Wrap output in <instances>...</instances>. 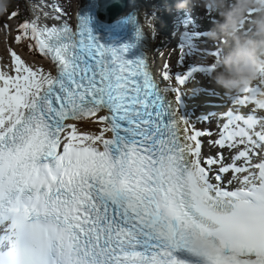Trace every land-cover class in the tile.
Here are the masks:
<instances>
[{
  "label": "snow or ice",
  "instance_id": "1",
  "mask_svg": "<svg viewBox=\"0 0 264 264\" xmlns=\"http://www.w3.org/2000/svg\"><path fill=\"white\" fill-rule=\"evenodd\" d=\"M19 28L16 41L38 47L54 70L13 51L16 74L0 71V264H189L174 253H193V234L216 244L193 264H264V79L226 93L227 111L192 121L185 93L160 87L146 55L133 61L129 45L102 44L89 17L77 31L38 20ZM205 36L184 32L181 64L207 54L196 43ZM222 45L214 41V62L177 72L178 83L212 76ZM97 113L98 133L78 127ZM212 120L215 133L195 126ZM205 135L217 137L216 152L202 151Z\"/></svg>",
  "mask_w": 264,
  "mask_h": 264
},
{
  "label": "clouds",
  "instance_id": "2",
  "mask_svg": "<svg viewBox=\"0 0 264 264\" xmlns=\"http://www.w3.org/2000/svg\"><path fill=\"white\" fill-rule=\"evenodd\" d=\"M207 2L221 17L209 30V38L223 41L222 47L226 49L217 58L212 78L226 93L251 88L254 82L264 79V0ZM9 7L10 0H0V14ZM249 12L254 14L250 17ZM260 98L264 99V91ZM185 247L201 257L216 250L215 241L201 234L191 235Z\"/></svg>",
  "mask_w": 264,
  "mask_h": 264
},
{
  "label": "rangeland",
  "instance_id": "3",
  "mask_svg": "<svg viewBox=\"0 0 264 264\" xmlns=\"http://www.w3.org/2000/svg\"><path fill=\"white\" fill-rule=\"evenodd\" d=\"M11 1L12 0H10V2ZM78 4H79V0H68L67 5H68V8L70 10V13H72L75 10V8L78 6ZM16 22H17L16 19L12 16L9 9L6 13L0 14V44H1V49L4 50V48H6L7 52H9L10 57H12V53H11L12 45L17 47L18 49H19V47L24 49L25 51L23 53H27V50L25 49L26 47L21 45V44H18V42L15 39V36L11 37L12 29H16V24H15ZM10 26H13V28H11ZM7 37L12 39L11 44H10V42H6ZM4 42H5V45H4L5 47L3 46ZM7 59L8 58L5 56L6 65L8 67L9 65L7 64ZM32 59L35 61H38V63H35L38 66L40 59H34V58H32ZM27 61H30V63L32 65L35 62V61L32 62L30 59H28ZM41 63H43V62H41ZM44 67L47 70H50L51 65L49 63H47Z\"/></svg>",
  "mask_w": 264,
  "mask_h": 264
},
{
  "label": "bare ground",
  "instance_id": "4",
  "mask_svg": "<svg viewBox=\"0 0 264 264\" xmlns=\"http://www.w3.org/2000/svg\"><path fill=\"white\" fill-rule=\"evenodd\" d=\"M39 14V13H38ZM54 18L55 17H53V16H48L47 17V19H51V20H54ZM144 21H145V24H146V28L144 27V29H145V31L147 30L148 31V33H147V31H146V33H147V36H148V38H149V40H151V38H153V27H152V23H151V20H150V18L146 15L145 17H144ZM3 51V50H2ZM1 51V52H2ZM4 52V55H1V53H0V59H1V63L3 64V66L5 67L4 69L6 70V71H9V69H8V67H7V65H6V61H5V56L8 58L7 59V64L9 65V67L11 68V70L9 71V74L10 75H15L16 73H14V71L12 70V66H11V59L12 60H14V58L13 57H10L9 56V52L6 54V52L5 51H3ZM24 58V57H23ZM25 61V60H24ZM49 61V60H48ZM27 62H29V61H27ZM44 64V62L43 63H40L39 62V64H38V66H40V65H43ZM14 69H15V66H14ZM174 87H177V88H180L181 90H183L184 89V87H181V86H174ZM174 93V92H173ZM175 94V93H174ZM175 96V95H174ZM183 114L184 115H186V112H184V109H183ZM187 116H188V114H187ZM83 124L81 125V126H84V124L87 126V127H85L86 129L84 130V129H82L81 128V126L80 125H78V127L82 130V131H86V132H95V133H98L105 125H104V123L103 122H101L100 120H92V119H88V118H84V120H83Z\"/></svg>",
  "mask_w": 264,
  "mask_h": 264
},
{
  "label": "water",
  "instance_id": "5",
  "mask_svg": "<svg viewBox=\"0 0 264 264\" xmlns=\"http://www.w3.org/2000/svg\"><path fill=\"white\" fill-rule=\"evenodd\" d=\"M106 1H110V0H106ZM108 2L107 3H105V1H102L101 0V4H102V12H105V14L104 15H102V17L103 18H109L110 16H113V15H115V14H117L118 13V11H119V9H122L124 6L123 5H119L118 3H116L115 5H117L116 6V8L113 10V9H109L108 10V8L107 7H105L106 9H104V6H107L106 4H108ZM112 13L111 15L109 14V13ZM109 15V16H108Z\"/></svg>",
  "mask_w": 264,
  "mask_h": 264
},
{
  "label": "trees",
  "instance_id": "6",
  "mask_svg": "<svg viewBox=\"0 0 264 264\" xmlns=\"http://www.w3.org/2000/svg\"><path fill=\"white\" fill-rule=\"evenodd\" d=\"M23 3H24V0L21 1V4H23ZM21 4H20V6H22Z\"/></svg>",
  "mask_w": 264,
  "mask_h": 264
}]
</instances>
